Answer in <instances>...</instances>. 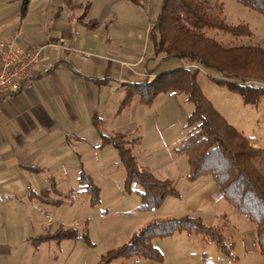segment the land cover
<instances>
[{
    "label": "crops",
    "instance_id": "crops-1",
    "mask_svg": "<svg viewBox=\"0 0 264 264\" xmlns=\"http://www.w3.org/2000/svg\"><path fill=\"white\" fill-rule=\"evenodd\" d=\"M83 1L0 0V39L19 31L21 46L59 44L41 50L43 60L54 65L50 72L33 78L25 88L7 95L0 102V254L10 253L8 244L19 237L31 243L32 231L47 229L53 224L45 209L43 212V205H55L43 200L45 191L61 199L71 190L78 191L79 184L76 189L71 188V176L78 180L81 171L91 179L94 171L109 177L108 167L102 168V165H108L109 154L114 155V151L113 154L107 151L110 144H101L93 123L95 115L104 122L106 134L128 131L132 136H139L140 143L135 148L138 161L158 178L172 180L181 200L183 194L177 185L192 189L187 193L184 205H169L163 215L200 217L202 213H212V207L220 203L221 193L210 177L188 180L187 159L174 152L185 138L186 128L184 137L171 148L168 144L167 150L159 151L162 147L156 143L160 137H155L148 142L146 147L150 148L146 152L141 145L140 117L136 118L139 124L135 130L132 124L124 131L110 126L111 122H118L122 111L118 110L119 104L131 83L152 78L155 68L161 71L171 68L160 62L161 57L155 56L154 50L148 56L145 52L139 53L135 60H124L125 43L119 39L124 30L116 28L117 23H114L118 17L116 13L124 16L122 10L115 2L112 5V1H105L102 19L108 20V26L101 29L99 15L89 16L91 1ZM128 1L137 7L141 5ZM85 7L86 14L80 18ZM124 7L127 8L128 3ZM89 21H95V24H87ZM114 30H118L117 34ZM127 46L129 49V44ZM68 48L74 52L69 53ZM82 53L88 56L83 57ZM146 58L153 60L151 64L156 66L144 65L141 70L135 69ZM180 60L179 66L192 64L189 60ZM198 83L200 85L199 80ZM131 103H136L138 109L141 106L137 96ZM220 113L238 129L224 113ZM88 161L93 163L94 171L83 168V163ZM169 163L173 165L168 166ZM61 188H66V192ZM80 194L83 193L76 195ZM171 197L165 201L172 200ZM223 217L221 220L225 221ZM44 232L47 231L41 233Z\"/></svg>",
    "mask_w": 264,
    "mask_h": 264
},
{
    "label": "trees",
    "instance_id": "trees-1",
    "mask_svg": "<svg viewBox=\"0 0 264 264\" xmlns=\"http://www.w3.org/2000/svg\"><path fill=\"white\" fill-rule=\"evenodd\" d=\"M131 1L139 3V0ZM235 1L264 16V0ZM25 7L26 1L23 10ZM86 9L80 18H84ZM92 23L87 24L93 26L95 21ZM209 30L228 33L237 42L224 43L209 35ZM150 33L155 56H160V61L180 58L192 64L162 71L140 83H131L118 110L128 106L136 96L140 103L150 104L159 94H183L193 107L184 124L187 134L174 152L186 157L188 180L209 176L235 211L254 223L258 251L264 256V149L255 146L231 125L204 95L198 83L199 67L194 65L216 69L221 78H213L214 82L236 92L244 103L256 104L264 97V46L243 43V38L250 37L252 31L247 23L228 24L221 0H161ZM93 119L101 144H110L117 151L125 172V192H129L135 183L140 186L137 190L140 210H152L168 196H179L172 180L158 178L138 161L135 148L140 143L139 136H132L128 131L106 134L104 122L96 115ZM78 183L80 189L71 190L65 196L71 199L82 192L89 195L91 204H98L100 188L89 175L81 171ZM42 198L54 204L62 201L60 197L52 199L49 191H45ZM177 232L214 242L230 255L231 244L226 243L219 226L206 224L201 217L191 214L165 215L144 224L127 242L110 249L97 264H109L116 258H145L160 263L163 254L153 240ZM71 237L88 241L86 233L79 234L75 228L60 226L41 233L32 243L59 242Z\"/></svg>",
    "mask_w": 264,
    "mask_h": 264
},
{
    "label": "rangeland",
    "instance_id": "rangeland-1",
    "mask_svg": "<svg viewBox=\"0 0 264 264\" xmlns=\"http://www.w3.org/2000/svg\"><path fill=\"white\" fill-rule=\"evenodd\" d=\"M90 1L89 16L99 15L101 29L108 26V20L102 19L105 12L102 7L105 1H112V5L115 2L118 9L122 10L120 12H123L124 16L116 13L118 17L115 18L114 23H117L116 28L124 30L119 36V39L125 43V51L122 52L124 60H135L139 53L143 55L146 52L148 56L154 50L150 28L160 10L161 0H139L140 7L128 0ZM221 1L224 5L225 21L228 24L247 23L252 31L250 37L243 38V43L264 46V16L235 0ZM55 2L53 3L56 4ZM127 3L126 8L124 5ZM116 31L118 30H114L117 34ZM209 35L216 36L224 43L237 42L233 41V37L228 33L209 30ZM128 44L129 49H127ZM147 58L135 69L141 70L144 65L156 66L151 64L153 60ZM180 61V58H171L163 60V63L167 66L166 68L173 69L180 65ZM194 65L199 67L198 80L204 95L214 103L218 111L224 113L225 117L238 128V131L250 139L255 146L264 149V97L256 104H246L236 92L214 82L213 78H221L216 69L201 68L197 63ZM154 71V75L162 72L158 68ZM140 105L138 109L136 103H130L119 113L118 122H111L110 126L124 131L127 125L130 127L133 125L135 130L139 124L136 123V118L140 117L139 122L143 135L141 145L146 152L150 148L146 147L148 142L155 137H160L156 143L162 147L159 151L167 150L168 144L171 148L174 143L184 137V124L193 105L184 99L183 94H170L169 96L159 94L150 104L141 103ZM106 149H109L108 152L112 151V154L114 151V155L109 154L108 165H102V168L108 167L107 176L109 177L96 173L91 167L94 166L93 163L89 161L82 165L88 171H94L91 181L100 188L99 203L91 204L90 197L86 193L76 195L71 199L63 196L58 204L43 205V212L45 209L47 216H51L53 224L47 226V229H35L31 233L33 241L35 236L45 230L54 231L60 226L62 228L71 227L75 228L79 234L86 233L88 241L71 237L59 242L41 241L34 246L32 242L31 244L25 238L19 237L14 243L8 244L10 253L0 254V264H97L110 249L127 242L132 234L144 224L165 216L163 213L168 210L169 205H184L186 195L192 189H186L185 186L179 184L177 186L183 194V200L181 196L177 198L172 196V200H164L159 207L148 211L140 210L138 208L139 196L136 192L140 186L135 183L129 192H125L123 188L124 167L118 160L116 150L111 145H107ZM170 165L173 164L169 163L168 166ZM186 166L189 168L188 162H185ZM78 184V180L71 176V188L76 189ZM66 190V188L62 189L63 192ZM187 200L190 201L188 198ZM189 203L192 204L193 201ZM210 212L212 213H202L200 217L204 223L221 228L226 243L231 244L230 255L223 252L214 242L204 241L197 235L177 232L171 236L153 240L154 245L163 254V260L160 263L145 258H116L109 264H264V256L259 253L256 244L255 227L252 221L244 216H238L222 196L220 203L212 207ZM222 217L225 221L221 220Z\"/></svg>",
    "mask_w": 264,
    "mask_h": 264
},
{
    "label": "built area",
    "instance_id": "built-area-1",
    "mask_svg": "<svg viewBox=\"0 0 264 264\" xmlns=\"http://www.w3.org/2000/svg\"><path fill=\"white\" fill-rule=\"evenodd\" d=\"M19 31L4 35L0 39V102L12 93L25 88L35 77L44 75L53 69V64L41 57L43 47H55L59 44L48 42L45 44L21 46L18 43ZM69 53L74 49L68 48ZM87 57V54H83Z\"/></svg>",
    "mask_w": 264,
    "mask_h": 264
}]
</instances>
